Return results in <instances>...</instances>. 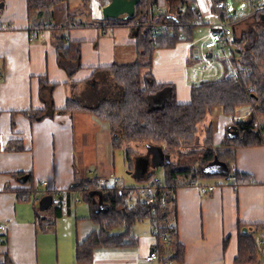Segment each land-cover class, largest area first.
I'll return each instance as SVG.
<instances>
[{"label": "crops", "instance_id": "crops-1", "mask_svg": "<svg viewBox=\"0 0 264 264\" xmlns=\"http://www.w3.org/2000/svg\"><path fill=\"white\" fill-rule=\"evenodd\" d=\"M179 2L181 0H158V7L163 13H170ZM185 2L198 9L204 21L201 26L208 27L205 41L210 25L217 21L212 0ZM223 13L230 15L227 4ZM87 17L91 20L90 11ZM234 18L235 23L241 21V17ZM28 27L27 0H4L0 12V224L7 225L4 236L7 243L0 246V263L7 256L13 264H75L77 244L100 229V225L89 218V204L84 209L82 202H75L81 192L76 189L77 185L85 180L92 181L88 179L91 176L81 178L78 175L76 158L82 146L77 145L76 118L80 119L82 127L92 123L101 125L106 131V147L116 149L108 124L93 114L80 117L59 111L54 117L36 122L27 117L26 111L45 107L41 99V77L46 76L50 83L57 84L53 99L59 110L66 106L70 96L68 82L71 81L66 71L58 66L50 31L34 34ZM70 38L81 42L82 51V68L74 81L90 78L96 68L114 62L132 63L138 58L135 39L128 27L116 28L102 36L97 28L73 29ZM193 41L180 42L173 49H158L154 55V77L160 83H174L177 100L182 104L191 101L192 84L188 72L191 65L200 61L198 54L204 43L195 49ZM252 112V106L246 105L236 116L246 120ZM233 118L220 114L214 136L216 147L223 143L228 126L234 125ZM258 118L264 123V119ZM261 134L264 140V132ZM11 139H21L25 149L3 150ZM83 147L88 146L84 144ZM236 155L231 168L247 174L253 180L249 184L235 187L226 177L217 184L198 179L199 184L215 185L213 192H201L192 184L172 188L175 201L162 224L177 229L179 241L185 247L182 262L174 258L171 244L159 245L148 218L133 226L136 245L99 248L94 252L93 264H236L241 232L247 234L251 230L249 226L264 224V144L236 148ZM84 159L85 162L93 157L85 154ZM13 172H22L33 179L29 201H19L14 190L29 188L31 184L25 185L19 180L21 177L11 175ZM96 174L105 177L100 174L106 173L97 169ZM45 180L50 186L42 184ZM54 189L66 192L62 201L54 205L51 197L42 207L41 201L46 195L52 196ZM73 205L77 208L75 214ZM122 231L112 230L114 233ZM153 250L159 252L160 258L147 261L146 256Z\"/></svg>", "mask_w": 264, "mask_h": 264}, {"label": "trees", "instance_id": "trees-1", "mask_svg": "<svg viewBox=\"0 0 264 264\" xmlns=\"http://www.w3.org/2000/svg\"><path fill=\"white\" fill-rule=\"evenodd\" d=\"M90 1L27 0L30 33L39 34L46 29L50 31L57 50L58 66L66 71L71 80L68 82L70 96L65 108L59 110L53 99V91L57 84L50 83L46 76L41 77V99L45 107L26 111L30 121L54 117L59 111L72 114L85 111L108 124L114 149H120L124 142L132 141L150 148L160 146L163 151L160 157L157 156L158 162L155 166L165 169V182L172 191L174 186L190 185L198 182L200 178L214 176L206 174L204 166L216 156L228 167V174L217 175L232 180L231 183L235 187L252 182L247 174L234 171L231 167L236 162V148L264 144L261 132L256 131L254 125L257 117L264 119V10L243 16L238 23L234 22L236 19L233 16L223 13V17L231 21L233 28L234 49L231 51L230 61L236 69V74L192 85L191 101L182 104L177 100L174 83H160L154 77L152 72L154 55L158 49H173L180 42L192 41L194 30L201 26L196 24L200 17L198 9L188 6L185 0H181L170 13L164 12L155 17L157 22L168 25V28H162L155 34L152 29L147 28V22L150 8L158 7V0H140L133 18L105 20H88ZM3 8L4 0H0V12ZM62 10L66 13V21L59 23L57 15ZM119 27L131 29V35L135 39L137 60L125 64L114 62L109 66L96 68L93 75L86 80L74 81V76L82 68V51L81 42L72 40L70 31L97 28L102 36ZM246 105H251L253 112L246 120L234 124L240 129L239 137L229 140L226 134L221 146L216 147L214 136L217 124L212 120L206 123L207 117L215 110L219 114L236 116ZM201 132L203 137L200 140ZM24 149V142L21 139H11L3 150L16 152ZM198 152H202L203 161L195 168L180 167L179 162L174 163L168 159L174 155L180 156L181 159ZM151 154L153 150L148 154H141L137 150L127 151L126 160L128 165L133 167L129 170H135L134 165L139 156L147 159ZM155 173L154 170L152 177ZM11 175L24 176L22 172H13ZM147 179L148 176L139 179V182ZM27 184H31L29 188L21 187L14 190L19 201H29L31 198L34 187L31 177L25 183ZM85 185L89 186L88 190L85 189ZM94 187L95 183L90 180H85L76 187L81 189L84 201L90 205L89 218L100 225V229L91 232L85 240L77 244L75 264H93L94 252L99 248L136 245L133 226L151 216V206L145 201L129 206L127 197L130 194V186L125 187L123 193L117 187L99 191L93 190ZM51 197V195L44 197L41 201L42 207ZM173 200L175 201V198ZM249 227H251L249 233L240 234L236 264L262 263L255 237L264 231V224ZM114 229L123 231L114 233L112 232ZM162 230L169 232L171 247L175 251L174 258L182 262L185 247L179 241L177 229L164 226ZM6 243L4 239V245ZM0 264L13 263L5 256Z\"/></svg>", "mask_w": 264, "mask_h": 264}, {"label": "built area", "instance_id": "built-area-1", "mask_svg": "<svg viewBox=\"0 0 264 264\" xmlns=\"http://www.w3.org/2000/svg\"><path fill=\"white\" fill-rule=\"evenodd\" d=\"M253 8V13L264 10V0H248ZM214 7V14L217 17V21L210 25L209 37L204 41L203 47L200 54H198L199 62L193 64L189 68V80L192 85H198L203 82L212 80H219L226 76H232L236 74V69L230 61L231 51L234 49L233 45V28L231 27V21L223 17V10L226 8V3L223 0H212ZM163 12L159 7L150 8L149 20L147 22V28L154 31L155 34L159 33L162 28H168L166 23H159L155 20ZM203 19L199 17L196 24L202 25ZM183 37V36H182ZM230 48V53H226L225 47ZM211 54V56H209ZM232 124L238 123L242 120L241 117L233 116ZM255 129L259 132H264V124H260V120L257 119L254 123ZM90 175L94 176L92 181L95 183L93 190H102L108 187H117L121 193L124 192L125 187L123 186L122 179L111 174L108 177H99L95 170H90ZM44 186H50L47 180L42 181ZM192 185H197L201 192H213L215 185L199 184L193 182ZM130 194L127 197L129 206H134L139 201H145L151 206V224L152 233L157 238L160 244L170 246V234L168 231H163L162 224L163 218L173 202L174 191L170 190L165 182L153 176L148 180L141 182L139 186H130ZM85 189H89L88 185H85ZM80 192V191H79ZM65 191L54 189L52 192V202L54 205H58ZM81 193V192H80ZM75 202H81V198L77 195ZM7 230L6 224H0V246L4 245V236ZM263 235V236H262ZM255 243L258 251L262 255L264 264V231L258 233L255 237ZM160 258L159 252L153 250L149 255L146 256L147 261H156Z\"/></svg>", "mask_w": 264, "mask_h": 264}, {"label": "rangeland", "instance_id": "rangeland-1", "mask_svg": "<svg viewBox=\"0 0 264 264\" xmlns=\"http://www.w3.org/2000/svg\"><path fill=\"white\" fill-rule=\"evenodd\" d=\"M227 4V10L230 11V15L233 17H243L248 16L252 13L253 8L248 0H225ZM90 6H88L89 9ZM236 10L237 13L234 11ZM88 14V12H87ZM57 21L59 23H64L66 21V13L65 11L58 12L57 15ZM232 27V26H231ZM208 27L206 26H199L195 30V35L193 37V45L195 46V49H199L202 45V42L204 41L206 37ZM234 37V36H233ZM226 53H230V48L227 46L224 48ZM82 114H87L88 116H91L92 114L89 112H80L75 113V116H82ZM220 114L217 110H215L211 116L207 117L206 123L209 122V120H212L216 124L219 121ZM76 118V117H75ZM258 117L256 118L257 121ZM77 122V145L82 146L80 151H78L77 154V169H78V175L81 178H87V176H91L88 179H93L94 176L90 175L89 171L90 168H93L97 171L99 169L100 171H103L106 173L105 175L100 174L102 176H109L110 174H114L115 176L122 179L123 186H139L141 182H139V179H136L133 177V175L129 174V168L133 169V167L130 165H126V152L127 151H135L137 150L141 154H148L150 150H153V154L160 157L163 149L160 146L150 148L149 146L142 144L140 142H124L123 147L116 150H108L106 147V131L101 125H97L95 123L87 124L85 126L80 125V119L76 118ZM260 124H264L262 121H260ZM111 136V135H110ZM203 137V133L201 132L199 134V139ZM111 140V139H110ZM82 144V145H81ZM86 144L88 147L84 148L83 145ZM89 154L93 157V159L86 160L84 162V155ZM133 160L135 159V156L132 154ZM202 152H198L194 155L184 156L180 159V156L174 155L173 157L169 158L171 161H174V163L179 162L180 167H197L200 163H202ZM161 160L163 158L161 157ZM135 161V160H134ZM136 163V162H135ZM134 163V164H135ZM177 167V166H176ZM134 168H136V164L134 165ZM155 176L157 178L162 179L164 182L166 181L165 176V169L162 167H159L155 169ZM228 172V167L226 166L224 169V173ZM99 173V172H97ZM104 177V178H105ZM200 181L203 183H222L224 180V176L222 175H214L212 177L207 178H200ZM89 188V186H88ZM82 192L77 194L81 198V207L84 209L88 208L87 202L84 201ZM80 202V203H81ZM80 207V206H79ZM90 208V205H89ZM77 208L75 205H73V213L75 214V210ZM91 220V219H90ZM93 221V220H92ZM94 222V221H93ZM146 222V221H144ZM145 224V223H141ZM146 225V224H145ZM50 229V228H48ZM68 229V228H66Z\"/></svg>", "mask_w": 264, "mask_h": 264}, {"label": "water", "instance_id": "water-1", "mask_svg": "<svg viewBox=\"0 0 264 264\" xmlns=\"http://www.w3.org/2000/svg\"><path fill=\"white\" fill-rule=\"evenodd\" d=\"M140 0H91L88 13L90 11L91 18L93 20H105V19H129L133 18L136 13V7L139 4ZM211 56V54H209ZM240 135V129L236 125H230L227 128V138L229 140H235ZM169 159V158H168ZM136 161L139 162L141 171H128L129 174L137 179L143 177V171L147 168L148 162L143 156H139ZM138 165V166H139ZM156 167V166H155ZM226 163L221 161L218 156H216L211 162L204 166V172L208 175H217V174H228L224 173ZM159 168L158 166L155 168ZM152 177V173L148 175V179ZM143 179V178H142ZM147 179V180H148ZM22 183L28 181V176L24 175L19 179ZM146 181V180H145ZM144 182V181H143ZM247 231V230H245Z\"/></svg>", "mask_w": 264, "mask_h": 264}, {"label": "flooded vegetation", "instance_id": "flooded-vegetation-1", "mask_svg": "<svg viewBox=\"0 0 264 264\" xmlns=\"http://www.w3.org/2000/svg\"><path fill=\"white\" fill-rule=\"evenodd\" d=\"M146 159V158H145ZM147 160V162H148V166H147V168L143 171V177L142 178H144V177H146V176H148L150 173H152L154 170H155V165H156V163L158 162V157H157V155H155V154H151V155H149V157L146 159ZM139 165V162L137 161V163H136V168H135V170H133V172H136V171H141V168H140V165ZM134 174V173H133ZM132 174V175H133ZM134 177V176H133ZM142 178H139V179H142Z\"/></svg>", "mask_w": 264, "mask_h": 264}]
</instances>
